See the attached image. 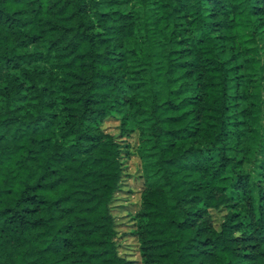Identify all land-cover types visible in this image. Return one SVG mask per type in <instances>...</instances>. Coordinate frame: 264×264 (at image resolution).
I'll return each instance as SVG.
<instances>
[{
	"label": "trees",
	"instance_id": "trees-1",
	"mask_svg": "<svg viewBox=\"0 0 264 264\" xmlns=\"http://www.w3.org/2000/svg\"><path fill=\"white\" fill-rule=\"evenodd\" d=\"M0 264H264V0H0Z\"/></svg>",
	"mask_w": 264,
	"mask_h": 264
},
{
	"label": "rangeland",
	"instance_id": "rangeland-1",
	"mask_svg": "<svg viewBox=\"0 0 264 264\" xmlns=\"http://www.w3.org/2000/svg\"><path fill=\"white\" fill-rule=\"evenodd\" d=\"M117 121L114 119H108L103 123V126L106 127L109 131H117L115 128ZM131 141H133V138H131ZM137 156L132 155L127 160V167L126 172L127 174L124 176L122 183L123 188L126 190H123L118 193V199L116 203H121L128 206H120L116 205L114 207V210L117 219L121 221V225L119 226L120 231L123 232L125 235H123L120 238V243L122 247H125L126 250L131 253V256L134 258L138 257L137 251L134 249V238L129 233V225L130 223V216L127 214L125 208H133L136 205V202L139 198V190L141 186V179L137 176Z\"/></svg>",
	"mask_w": 264,
	"mask_h": 264
}]
</instances>
